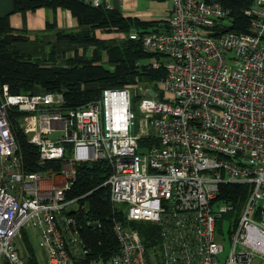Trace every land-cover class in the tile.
Instances as JSON below:
<instances>
[{
  "label": "built area",
  "instance_id": "2783aa9c",
  "mask_svg": "<svg viewBox=\"0 0 264 264\" xmlns=\"http://www.w3.org/2000/svg\"><path fill=\"white\" fill-rule=\"evenodd\" d=\"M168 1L165 28L128 33L153 53L148 64L164 68L151 84L104 87L74 107L61 91L12 93L3 84L0 264H25L16 240L27 225L44 264H147L139 230L128 223L141 219L158 226L159 264H264V0L244 9L247 31L220 30L229 12L221 0ZM10 109L20 113L38 163L61 160L60 169L23 166ZM95 159L110 166L103 183L111 205L126 211L125 222L113 221L118 247L107 260L90 255L66 213L75 203L66 198L75 163ZM221 183L244 184L247 193L230 228L218 230L231 209L216 200Z\"/></svg>",
  "mask_w": 264,
  "mask_h": 264
},
{
  "label": "trees",
  "instance_id": "16d2710c",
  "mask_svg": "<svg viewBox=\"0 0 264 264\" xmlns=\"http://www.w3.org/2000/svg\"><path fill=\"white\" fill-rule=\"evenodd\" d=\"M12 2L14 11L34 10L37 7L67 9L77 18L80 28L75 31L56 32V40H63L65 49L50 45L43 56H34L18 46V42L26 40L27 37L10 25L8 15L1 16L0 95L3 84H6L8 91L12 93L61 91L65 105L74 107L99 97L104 87L151 84L164 73L163 67L154 68L146 62L153 53L143 49L141 39L128 36L134 29L141 34L144 31L165 28L167 25L163 19L150 20L125 16L118 4L113 8H107L103 5L93 6L85 0H12ZM221 2L229 12L228 22L220 27V30L247 31L249 17L244 13V9L249 7L252 0ZM96 29L103 32H119L121 35L99 37L96 35ZM70 49L73 53L65 54V50ZM10 111L12 130L23 166L30 171L50 165L56 170L60 169L61 160L38 163L36 145L27 140L26 134L18 126V112L15 109ZM69 154V150L65 152V156ZM110 170L105 159L76 162L75 176L66 192V198H75L76 204L66 213L75 217L80 234L90 247V255L100 256L104 260H107L118 247L113 221H126L124 206L111 205L109 187L103 183ZM246 193L247 186L244 184H220L216 200L228 202L231 209L222 213L216 220L218 230L222 227L230 228V222L237 217ZM128 223L139 230L145 246L147 264H159L156 254L159 242L158 226L142 219L131 220ZM26 240L28 241L27 238ZM22 251L24 253L23 249ZM33 259L28 256L25 264H35Z\"/></svg>",
  "mask_w": 264,
  "mask_h": 264
},
{
  "label": "crops",
  "instance_id": "0c3cea01",
  "mask_svg": "<svg viewBox=\"0 0 264 264\" xmlns=\"http://www.w3.org/2000/svg\"><path fill=\"white\" fill-rule=\"evenodd\" d=\"M86 1V0H85ZM120 6L121 13L125 16H136L142 18L141 14L134 11V0H114ZM10 25L24 34L27 39L18 42V46L28 50L34 56L44 55L46 44L64 48L63 40H56L57 31L68 32L80 28L77 18L67 9L56 7H37L34 10L13 11L8 15ZM99 37L121 35L119 32H103L96 29ZM65 49V48H64ZM65 50V53L72 54L73 51ZM59 60V59H58Z\"/></svg>",
  "mask_w": 264,
  "mask_h": 264
},
{
  "label": "rangeland",
  "instance_id": "374dc122",
  "mask_svg": "<svg viewBox=\"0 0 264 264\" xmlns=\"http://www.w3.org/2000/svg\"><path fill=\"white\" fill-rule=\"evenodd\" d=\"M169 6H170V3L168 0H134V11H137L138 13H140L142 18L144 19H150V20L165 19ZM50 45L51 44L44 45L46 51H48V49L50 48ZM89 51L90 50L88 49L87 52ZM65 54H69V51L68 53H65ZM35 56H39V55H35ZM137 103H138L137 100L133 101V110L135 113L136 121H137V117L139 114V111L137 110ZM19 115L20 113L18 112L17 121H18V126L20 127ZM136 124L137 122H135V126ZM139 143L143 144L145 142L139 139ZM75 205L76 204L73 203L70 206V208L71 207L74 208ZM21 234L24 235V238H22L20 235L19 239L16 240V243L18 244V253L19 252L21 253V254L19 253V255L24 259L25 262L28 261L27 258L29 256V258L30 257L34 258L33 261L35 262V264H44V252L42 248L38 245V236L35 235L34 230H32L27 225L23 227ZM26 238L28 239V241L26 240ZM228 242L229 241L226 239L223 240V243L225 245H227ZM22 249L24 250V253Z\"/></svg>",
  "mask_w": 264,
  "mask_h": 264
},
{
  "label": "water",
  "instance_id": "95a60500",
  "mask_svg": "<svg viewBox=\"0 0 264 264\" xmlns=\"http://www.w3.org/2000/svg\"><path fill=\"white\" fill-rule=\"evenodd\" d=\"M14 11V6L12 0H0V17L4 15H9ZM150 95L154 94L153 89H148Z\"/></svg>",
  "mask_w": 264,
  "mask_h": 264
}]
</instances>
